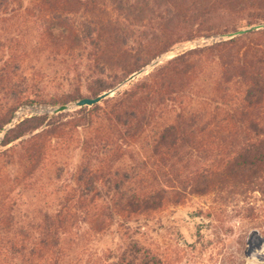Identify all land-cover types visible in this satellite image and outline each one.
Wrapping results in <instances>:
<instances>
[{
  "label": "trees",
  "instance_id": "trees-1",
  "mask_svg": "<svg viewBox=\"0 0 264 264\" xmlns=\"http://www.w3.org/2000/svg\"><path fill=\"white\" fill-rule=\"evenodd\" d=\"M26 1L0 0L1 21L36 20L16 37L0 29V97L14 101L0 104V133L22 106L85 98L46 97L39 53L60 57L69 85L92 82L93 98L177 44L264 23V0ZM218 15L246 24L207 27ZM254 194L264 198V29L189 50L94 106L11 128L0 145V264H177L142 241L159 214L209 198L211 218L238 210L261 230Z\"/></svg>",
  "mask_w": 264,
  "mask_h": 264
},
{
  "label": "rangeland",
  "instance_id": "rangeland-1",
  "mask_svg": "<svg viewBox=\"0 0 264 264\" xmlns=\"http://www.w3.org/2000/svg\"><path fill=\"white\" fill-rule=\"evenodd\" d=\"M23 3L24 6L27 5L26 0H24ZM19 5V3L12 4L13 8L16 9H18ZM16 15H19V17L15 16L12 20L11 17L4 18L8 21H5L4 19V21L0 20V29H7L11 33L10 35L12 37H16L17 34L20 33L18 32L19 30L21 32L23 31V25L25 22L27 23L26 28L29 25H35L36 22L33 16H28L24 13ZM234 21L237 23L246 24V21H242L239 16L218 15L215 19L208 23L207 27L211 25L221 27ZM23 22L24 24H22ZM250 26L231 30L226 33L235 32ZM220 34L225 33H208L205 36L195 40L177 44L172 50L162 53L161 55L174 52L178 53L177 56H179L192 49L203 48L220 43H214L210 40L212 37ZM33 35L35 36V34ZM36 41L37 40L33 39V43ZM161 55L157 56L156 58L160 57ZM173 58H167L159 66L165 64L167 61ZM54 59H56V55H50V53H39L32 58L33 65H35L37 71L42 74L39 78H37L36 83L38 84L37 87L44 89V95L49 98L53 96L65 95L75 90H79L83 97H88V87L92 82H88L85 78L81 84L72 82L71 85H69L67 80H64L63 78L62 70L64 67L60 65V57L57 58L59 62L54 61ZM208 67V74L206 76H211V78L216 77V74L219 72L218 66L215 63H208ZM153 70L126 84L117 93L125 91L130 87L131 84L143 79ZM70 78H73V76ZM203 82L204 81L198 83L199 86L196 87V93H198V89L202 88L201 85ZM119 84H117L115 87H117ZM117 93H115L112 97L117 95ZM76 101L69 102L66 105L73 104ZM37 102L38 103L35 104L22 106L17 111H15L13 119L8 125L4 127L3 131L10 124H12L11 128H13L25 118L31 117L33 115L49 114L48 112L50 110L60 107L51 106L48 104V101ZM39 102H42L43 104H40ZM13 103L14 101H12L10 96L0 100L1 105H12ZM79 109L81 108L73 109L64 113H72ZM251 197L252 199L249 201L257 208L258 215L262 217L261 221L262 224H264V198L258 194H254ZM210 213L211 207L209 198H199L194 196L190 197L183 205L170 208L169 210L159 214L155 223H152L147 228L143 229L142 241L147 245H152L154 248L158 249L161 254L170 253V255L174 256V259H178L177 264H233V262L234 264H264V227L261 230H251L252 224L247 220H244L242 216L239 215L238 210L233 212L232 210H228L227 216H220L218 217V220L213 214L211 218ZM259 223L261 225V222ZM109 243L110 239L108 238L104 245ZM99 245V247H103V244Z\"/></svg>",
  "mask_w": 264,
  "mask_h": 264
},
{
  "label": "water",
  "instance_id": "water-1",
  "mask_svg": "<svg viewBox=\"0 0 264 264\" xmlns=\"http://www.w3.org/2000/svg\"><path fill=\"white\" fill-rule=\"evenodd\" d=\"M264 29V23L263 24H259V25H253L250 27H247L245 29H241L235 32H231V33H225V34H220L217 35L215 37H212L210 40L212 42H222V41H227V40H231L234 39L238 36H242L251 32H255V31H259ZM178 53H166L164 55H161L160 57L156 58L154 61H152L150 64H148L146 67L142 68L141 70H139L138 72L134 73L133 75H131L128 79H126L123 83L119 84L117 87L99 95L98 97H85L82 98L76 102H74L73 104L70 105H63L60 106L58 108L52 109L50 110L48 113L49 114H59L62 112H67V111H71L73 109H77V108H83V107H91L94 106L98 103H100L101 101L112 97L115 93H117L121 88H123L126 84L132 82L133 80H135L136 78L142 76L143 74L153 70L154 68H156L157 66H159L160 64H162L167 58H173L175 56H177ZM12 124H10L0 135V145L5 137V135L7 134L8 130L11 128Z\"/></svg>",
  "mask_w": 264,
  "mask_h": 264
}]
</instances>
